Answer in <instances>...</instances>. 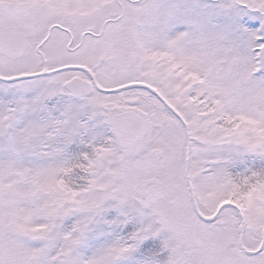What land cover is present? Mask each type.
Instances as JSON below:
<instances>
[{
	"label": "snow or ice",
	"instance_id": "1",
	"mask_svg": "<svg viewBox=\"0 0 264 264\" xmlns=\"http://www.w3.org/2000/svg\"><path fill=\"white\" fill-rule=\"evenodd\" d=\"M0 264H264V0H0Z\"/></svg>",
	"mask_w": 264,
	"mask_h": 264
}]
</instances>
